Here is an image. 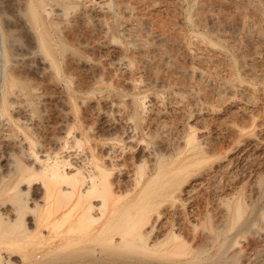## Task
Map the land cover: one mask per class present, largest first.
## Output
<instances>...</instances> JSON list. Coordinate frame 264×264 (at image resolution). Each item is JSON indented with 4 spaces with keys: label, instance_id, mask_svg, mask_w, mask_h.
<instances>
[{
    "label": "rangeland",
    "instance_id": "obj_1",
    "mask_svg": "<svg viewBox=\"0 0 264 264\" xmlns=\"http://www.w3.org/2000/svg\"><path fill=\"white\" fill-rule=\"evenodd\" d=\"M86 1L89 3L96 0H0V100L6 77H13L18 86L28 91L32 81L40 79L33 75L32 70L37 66L38 60L44 52H48L55 66L53 71L55 90L59 89L58 92L64 96L65 104L71 114L73 128L84 137V142L89 143L103 136L98 123L94 119H89L91 121L89 124L88 118L92 116L93 109L99 111L106 110L107 107L109 109L110 106H107L102 100L106 98L107 103L111 100L115 103L114 105L111 102L112 110H106L110 116L121 118L118 113L124 110V113H121L124 114V117L132 114L136 117V129L140 134H138L140 136L138 140L144 141V143L143 141L137 142L136 144L141 146L133 145L131 148L133 150L127 151V154L124 153L126 156L123 155L117 161H123V158L128 155L124 160L126 166H129V162L133 165L137 157H144L145 160L142 143H149V145L151 143L152 145L156 144L153 149L155 147L156 151H154L163 156L164 161L172 159L170 166H173L175 164L173 157L179 154L183 148L186 132L194 130L193 137L196 142L199 141V144L201 142L200 152L193 154L190 150L184 151L188 158L194 159L195 162L188 164L177 173L173 177V182L166 181L164 186L158 189L161 181H154L155 191L149 193L148 196L139 198L130 193L121 196L118 200L123 203L122 205L130 203L129 206L133 202L130 207L134 206L135 214L138 213L137 207L139 205L143 207L145 204L147 213L144 212L149 214L145 218H151L161 211L158 213L159 217L155 220L153 227L145 235L147 244H151L154 239L159 242L154 248L151 247L155 252L137 246L135 241L129 243L117 241L118 231H121L122 227H126L128 223L134 222V220L131 222L130 219V221H123V225H120L121 222L110 223L103 229L98 240H95L94 250L86 255L87 257L82 256L89 258L90 261L95 260L91 263L82 257L60 256L62 259L57 258V256H52L55 252L44 254L40 260L37 258V263L32 261L28 257H32L33 249L40 246L46 248L53 244V237L49 240L46 228L43 230L41 227L43 236L33 233L23 243L14 246L13 257L23 256V261L16 257L13 264H24V261H26L25 264H28L29 260L34 262L33 264H57V262L58 264H81L84 259L87 261L84 262L88 264H95V262L96 264H106V259L109 256H111L108 259L109 264H120L123 261L125 264H134L135 262L141 264L142 261V264H149V262L150 264H163L164 262V264H220V262L221 264H264V0H100L102 5L97 13L90 11L89 6L84 3ZM30 10L33 11V18L30 15ZM127 12L134 13V15L131 13V15H126ZM58 13L62 15L64 13L66 16H61ZM81 16L82 18L85 16L84 21L80 19ZM142 17L147 20L143 21ZM94 21L97 23L100 21L101 24H98L103 27L99 28V25ZM125 21L127 25L134 23L136 27L129 25L128 29L124 30L122 26L126 25ZM103 23L107 24L103 25ZM98 28L102 29L101 32ZM131 29L132 31L135 29L136 32L131 33L132 31H129ZM103 32L106 35H103ZM122 32H128L131 36ZM99 35H103L107 41L105 42ZM112 49L119 55L121 53L120 56L130 63L129 70L118 71L111 67L109 59L106 61L109 54L105 52L110 53ZM36 51L38 52L36 53ZM140 57L141 59L138 60ZM69 60L73 64L68 63ZM82 61H86L85 67ZM91 65L94 66V69H91ZM95 65H99V71ZM106 67L109 72L114 70V73H109ZM80 68L82 71L79 72ZM110 68L114 69L110 70ZM23 70L25 71L22 72ZM26 70H29L30 74L27 79ZM133 70L134 73H131ZM120 71L122 74L124 73L123 75L126 73L129 75L123 76ZM135 71H138L137 75ZM87 72H91L89 76ZM92 72L95 74L102 72L99 74L100 78L103 76L105 80L98 79L99 75L93 80L90 77ZM131 74L133 77H140L138 82L140 86L137 84L130 87L128 84H121L123 78L131 76ZM35 76L37 78L32 79ZM120 77H123L122 80ZM142 77L147 83L142 81ZM82 80H84L83 83ZM75 84L80 87L76 89ZM83 84L85 86H82ZM141 84L145 87L142 88ZM137 86L142 89L135 88ZM57 87L59 88L56 89ZM146 92L148 97H146L147 95L145 97L148 101H152H146L147 106L151 105L145 108L146 111L143 112V115L146 116L144 117L141 113H134L137 110L132 99L136 95ZM151 92L155 95L151 96L149 94ZM160 92L164 97L159 94ZM166 94L171 98L167 99ZM152 97L160 101L156 102L157 100L155 101ZM115 100L119 102V106L123 104V108L117 106L118 110L116 111L114 109L117 104ZM126 100L131 106H127ZM175 100L177 102L174 104ZM153 103L156 106L152 105ZM99 104L103 105V109ZM157 104L163 107L159 108ZM32 107L35 113L39 114L37 105L32 103ZM82 107L83 109H81ZM172 108L177 109L172 110ZM159 109L160 111H158ZM147 111L149 115L145 113ZM85 112L90 115L88 113L86 115ZM10 116L14 118L13 115L10 114ZM124 117L122 115V118ZM9 124L13 125L10 118ZM146 124L151 125L147 126ZM189 127H193V129H188ZM146 129L147 131L144 132ZM97 130L98 134L94 132ZM169 136L172 137L171 141ZM199 158L206 160L198 161ZM1 161L0 157V163ZM131 165L128 168L125 166L126 169L130 170ZM144 166L139 169L143 170ZM115 174L116 172L113 171L110 176L114 177ZM125 182L127 181L122 183ZM126 184L129 185V183ZM128 185L126 186L128 187ZM122 186L114 185L116 189H122L125 185ZM171 188L175 192L176 198L171 199V196H168L167 192ZM27 192L25 197L29 204L30 193ZM127 205L123 208L125 209ZM236 205L240 206L238 208L240 213L237 212L239 214L235 213ZM128 209L126 208V210ZM143 210L140 211L143 212ZM164 214H167V217ZM140 217L139 222L141 221ZM162 221L163 223H161ZM171 229L176 234L174 241L169 237ZM110 235L112 241L118 242L117 246L101 247V243L104 245L109 243L104 238ZM161 241H164V245ZM170 252L169 255L165 254ZM187 253L190 256H186ZM201 253L203 255H200ZM47 254L49 255L47 256ZM99 256L103 261L100 258L99 261ZM140 258L142 259L140 260ZM52 259H54L53 261L58 259V261L52 263ZM63 259L66 261L64 262Z\"/></svg>",
    "mask_w": 264,
    "mask_h": 264
},
{
    "label": "bare ground",
    "instance_id": "obj_2",
    "mask_svg": "<svg viewBox=\"0 0 264 264\" xmlns=\"http://www.w3.org/2000/svg\"><path fill=\"white\" fill-rule=\"evenodd\" d=\"M84 3H86V5L89 6L90 11H93V13H97V11L100 8V5H102L100 0L99 1H97V0L96 1H90L89 3L86 1ZM49 10H50V8H49ZM56 11L61 13L60 10L56 9ZM50 12H51V10H50ZM80 12H82V11H80ZM128 12L126 15L131 13V12L130 13H128ZM47 13H49V12H47ZM60 13H58V14L61 16L64 15V13H63V15ZM32 14H33V11L30 10V15L33 18ZM100 14H101V12H100ZM131 14L134 15V13H131ZM80 15H83V14L80 13ZM65 16L66 15H64V17ZM84 17L85 16H83V18H82V16H81L80 19L84 21L85 20ZM142 19H143V17H142ZM145 19H143V21ZM66 20H68V19H66ZM132 20H130V21H132ZM137 21H139V20H137ZM68 22H69V20H68ZM94 22L97 23V21H94ZM98 23L101 24L100 21H98ZM125 23H126V21H125ZM97 24H95V25L97 26ZM106 24L107 23H103V25H106ZM129 25H130V23H129ZM129 25H127V23H126V25H124L122 27L124 28V30L125 29L127 30L128 29L127 26H129ZM131 25L134 28L136 27V26H134V23L133 24L131 23ZM131 25H130V27H131ZM61 27H63V26H61ZM98 27L100 28L103 26L99 25ZM105 28H104V30H105ZM132 29L129 31H132ZM101 30H100V32H101ZM133 31L131 33H133ZM107 32H109V31L107 30ZM134 32H136V31H134ZM122 33H126V32H122ZM103 35H106V34H104V32H103ZM103 35H99L100 38H102ZM127 36H131V35H129V33H128ZM103 39H104V37H103ZM104 41H105V39H104ZM111 41H114V40H111ZM105 42H103V43H105ZM141 44H143V43H141ZM141 44H139V45H141ZM100 48H101V46H100ZM103 48H105V47H103ZM111 48L112 47L110 46V49ZM43 49L45 50V48H43ZM135 51H136V49H135ZM37 52L38 51H36V53ZM101 52H102V50H101ZM105 53L109 54V57L107 58V60L106 59L105 60L108 61V59H109L108 62L110 63L111 67L118 69V71L121 70L122 72L130 69V67H131L130 63L127 60L123 59L122 56H120V55H122L121 53L119 55V53L113 49H112V51H110V53L108 51ZM130 53H131V51H130ZM134 54H136V52ZM132 57H134V56H132ZM96 58H99V56H96ZM134 58H136V57H134ZM139 59H141V57L138 58V60ZM74 60H75V62L77 61L76 58ZM88 62L92 64V62H90V61H88ZM142 62H143V60H142ZM68 63H72V62H70V60H69ZM82 63L84 64V63H86V61H82ZM69 65H71V64H69ZM134 65H136V64H134ZM98 66H96V67H98ZM54 67L55 66L53 64L52 57L50 56V54L48 52H44V54L42 55L40 60H38L37 66L32 70L33 75H36L40 79L36 80V81H32L28 91L22 89L21 86H18L16 81L13 79V77H6L4 79V89H3L2 97L0 100V157L2 160L0 163V264H13V261L15 260L16 257L22 259V261H23V256L19 257L16 255V257H13L14 246H17L18 244L23 243L25 241V239L30 237L33 233L40 235V236H43L44 234L41 231H42V229L44 230L45 228H46L45 231H46L47 235L49 236V240L52 239V237H53V240H52L53 244H51L50 246H47L46 248H42L40 246V247L33 249V251L31 252L32 257H28L32 261L36 262L38 259L40 260L41 259L40 257L43 256L44 254L53 253V252H55L56 255H55V253H53L54 255H52V256H55V257L57 256V258H59L60 256H64V257L69 256V258H70V257H82V256L89 255L95 248V246H94V244L96 243L95 240H98L97 238L99 237L101 232L103 233L104 228L108 227V225L110 223L118 224L121 222L120 225H123V223H122L123 221H125V220L130 221V219L132 220L131 222H133V220H134V222L130 223V224L128 223V225L126 227L125 226L122 227L123 228V229H121L122 232L118 231L119 233L120 232L121 233L120 234L118 233L117 241H123L124 243H129L130 241H135L137 243V246H140L143 249L148 248V250H150V251L153 250L154 246L159 244V242L157 241V239H154L153 242L150 241V242H152L151 244H147L146 243L147 239H146L145 235L153 227L155 220L157 219V217H159L158 213H160L161 211L154 214V216H152L151 218L150 217L145 218L149 215V214H146L147 210L145 209V207H146L145 204L144 205L142 204L143 207L141 205H139V207H137L138 213L135 214L133 212V211H136L134 206H133L134 210H132L133 208L130 207L133 205V202L129 206L130 203H128V205L127 204L122 205L123 203L118 201V200H120L119 198L121 196L123 197V195L126 196L130 193H133L136 197H139V198H143V197L148 196L149 193L155 191L154 185H153L154 181H158V182L161 181L158 189L162 188L164 186V184L166 183V181L173 182V179H174L173 177L177 173L182 171L183 168L186 167L188 164L195 162L194 159H192V158L189 159L184 151L190 150L193 152V154L194 153L198 154L200 152L199 151V149H200L199 145L201 144V142L199 144V141L196 142L195 138L193 137V135H195L194 134L195 130L192 131L193 133L189 130H188L189 132H186L187 135L184 138L183 148L179 151V154H177L173 157V160L175 161V164L173 166H170V162L172 160L171 158H169V160L166 162V161H164L163 156H161L160 154L155 152L156 150H155V147L153 149V146H155L156 144L152 145L150 143V145H149L148 142H146L148 144H143L144 141L141 139V141H143L142 147H143L144 154H145L144 156H146L145 158L147 159V162H145L146 159L144 160V157H140V154H139L140 158H138L136 156L137 160H136V162H134L133 165H131V163L129 162V166L131 165L132 167L130 168V170H127L126 167L128 168L129 166L128 165L126 166V163H125L126 161H124V160L129 155L127 157L123 158V161H117V160L120 157H123V155L126 156L127 151H129V150L132 151L133 149H131V148L133 147V145H138V144H136L137 142L141 143L140 139L138 140V137H140L139 136L140 134H139V131L136 129L137 128L136 117H134L133 114L124 117V114H121L124 110L122 109L123 104L121 106H119V102H117L119 99H116L117 101L115 100V102H117L118 105L116 104V107L115 108L113 107V108L117 111L118 110L117 106L122 107L121 109L123 111L121 113H118V114H120L121 118H119V117L115 118V117H113L114 115H112V114H111L112 116H110L109 113L106 112V110H109V109L112 110L111 106L113 104L111 102L114 103V101H112L110 99L111 101L107 103V101L105 100L106 98L105 99L100 98V99L104 100L103 102H105L106 105L110 106L111 108L109 107V109H108V107L103 103L107 107V109L101 110V111H99L98 109H93L91 111L92 116H90V118H88V120L94 119L95 122L98 123L99 128L101 127L103 136H100L96 140L89 142V143L87 141L84 142V137L81 136L80 132H78L77 130H75L73 128L72 118L70 117L71 114L69 112V109H67V105L65 104L66 101L64 100V96L58 92L59 87L56 88L58 90H55L56 86H55L54 79H53ZM70 67H69V69H70ZM72 67L75 69L74 66H72ZM77 67H78V65H77ZM84 67H85V64H84ZM91 67H92L91 69H94L93 68L94 66L91 65ZM96 67H95V69H96ZM141 67H143V66L141 65ZM107 68L108 67H106V69ZM114 68H112V69H114ZM99 69H100V67H98L97 70L99 71ZM112 69L110 68V70H112ZM82 70H84L83 67H82ZM82 70L80 68L79 72ZM97 70H95L96 73H98ZM24 71L25 70H23L22 72H24ZM28 71H27L28 76L26 75L27 76L26 79L30 76ZM65 71H67V70H65ZM101 71H103V70H101ZM112 71L113 72H111V71L109 72V70H108L109 73H114V70H112ZM138 71H140V70H138ZM138 71L137 72L135 71L136 75H137ZM104 72H106V71H104ZM122 72H121V75L124 74V73L122 74ZM75 73H77V72H75ZM87 73H89V72H87ZM90 73L88 74V76L90 75ZM131 73H134V70ZM20 74L22 75L21 70H20ZM99 74H102V72H99ZM99 74L93 73L90 77H92V79L94 80L95 77L97 78L98 77L97 75H99ZM15 75H17V74H15ZM70 75H72V74H70ZM78 75H79V73H78ZM119 75H120V73H119ZM126 75H129V73H126L123 76H126ZM132 75L133 74H131V76L124 77V78L120 77V79L123 78V80H126V81H123L121 79L122 80L121 84L122 83H124L123 85L128 84L130 87L136 86L140 80V77L138 76L139 77L138 78L135 75H134L135 77H133ZM36 76L33 77L32 79L37 78ZM100 76L101 75H99L98 79L103 80L104 79L103 76H102L103 79L100 78ZM117 78L118 77L116 76V79ZM85 79L87 80V78H84V80ZM84 80H82V83L84 82ZM142 81H145L144 78L142 79ZM142 81H141V83H142ZM74 82H75V79H74ZM78 82H80V81H78ZM90 82L91 81H89V83ZM64 83H65V81H64ZM146 83H145V86L147 87ZM74 86H76V84ZM77 86L75 87L76 89H78L80 87V85L78 87ZM82 86H85V84H83ZM139 86H137L135 88H138ZM145 86L142 85V88ZM228 87H229V85L227 86V88ZM128 88H127V90H128ZM139 88L142 89L141 87H139ZM125 90H126V88H125ZM230 90H232V89L230 88ZM151 93H149L151 96L155 95L154 93H152V94ZM166 93H167V91H166ZM159 94L161 95V92ZM97 95L99 96V94H97ZM100 95H102V94H100ZM145 96L148 97L147 92L145 94L144 93L138 94V96L136 95V97H134L132 99V102H133V104H135L136 110H137L136 112H134L135 114L141 113L143 115V112L146 111L145 108L151 105L150 104L147 106L146 101H148V100ZM163 97H164V95H163ZM166 97H167V99H168V97L171 98V96H169V95H167ZM176 99H178V98H176ZM97 100H99V99H97ZM156 100H157V98H156ZM158 100L156 102H158ZM163 100L165 101V99H163ZM126 101L127 102H125V103L127 104V106H129L130 104L128 105V100H126ZM151 101H148V102H151ZM83 102H85V101H83ZM175 102H177V100L173 101L174 104H175ZM32 103L37 105L39 114L35 113V111L32 107ZM154 103L152 105H154ZM165 103H169V102H165ZM79 104L82 105V103H79ZM114 105H115V103H114ZM89 106H92V104L91 105L89 104ZM99 106H102V109H103L102 104L101 105L99 104ZM154 106H156V105H154ZM160 106H162V105H160ZM160 106H159V108H161ZM168 106H169V104H168ZM172 107H174V106H172ZM169 108H171V107H169ZM81 109H83V107ZM174 109L172 108V110H174ZM88 110H89V108H88ZM127 110H126V112L129 111V110L128 111ZM150 110H152V109H150ZM162 110H163V108H162ZM155 111H157V110H155ZM158 111H160V109ZM87 113H86V115H87ZM145 113H148V111ZM151 113H154V112L151 111ZM10 114L13 115L14 118H11ZM81 114H82V111H81ZM118 114H117V116H119ZM122 115L124 118H122ZM148 115H149V113H148ZM143 116L145 117L146 115L144 114ZM9 118L12 120V123H13V125H11V126L9 124ZM89 124H91V121ZM89 124H87V125L89 126ZM84 125H85L84 127H86V124H84ZM91 128H93V126H91ZM145 128H143V129H145ZM150 129H151V127H150ZM188 129H193V127L192 128L189 127ZM101 130L99 129V131H101ZM146 131H147V129L144 132H146ZM94 132L96 134H98L97 133L98 130L94 131ZM88 134L90 135V132ZM99 134H100V132H99ZM181 134H183V133H181ZM147 135H148V133L146 134V136ZM96 136H95V138H96ZM162 138H164V137H162ZM171 138L172 137H170V141H171ZM167 139L168 138L166 137V140ZM85 140H86V138H85ZM149 140H150V138H149ZM160 140L162 141L163 139H160ZM177 140H179L178 137H177ZM164 143L165 142H163V144ZM170 144H171V142H170ZM168 145H169V142H168ZM172 145H174V144H172ZM159 146H161V145L159 144ZM159 146H156V147H159ZM174 148H175V146H174ZM165 151H166V149H165ZM167 151H168V149H167ZM159 152H161V151H159ZM124 153H126V154H124ZM172 153H173V151H172ZM129 160L131 161L130 157H129ZM196 160H198V159H196ZM204 160H206V159L201 158L198 161H204ZM143 165H145L144 166L145 168L143 170L139 169L140 167L142 168ZM113 171H114V173L116 172V174L114 177H111L110 175H111V173H113ZM165 178H167V179H165ZM162 180H164V181H162ZM123 181H127V182L122 183ZM126 183H129V185ZM121 184L122 185L124 184L125 186L128 185V187L124 186V188H122V189H116L114 187V185L116 187L117 186L121 187L122 186ZM113 188H115V189H113ZM27 191L30 193V203L29 204L27 203V200L25 197V195H26L25 193ZM174 193L175 192H173L172 188L170 190H168V192H167L168 196H171V199L176 198V196H174ZM185 193H186V191H185ZM175 195H177V194H175ZM124 203H127V202H124ZM125 205L130 207L129 209H131V208L132 209L129 210L127 206H126V208L128 210H126V208L124 209L123 206H125ZM172 207H173V205H172ZM239 207H237V205L234 207L235 213L239 212L238 211ZM140 208L142 210L145 209V210H143V212L145 211L146 213L144 212V214H142L143 212L140 211L141 210ZM129 211H132L133 212L132 214H134V215H132ZM168 211H169V209H168ZM125 212H126V214H125ZM170 213L172 214L174 212H170ZM239 213H237V214H239ZM145 214H146V216H145ZM168 214H169V212H168ZM140 216H142V217H140ZM164 216L167 217V214L166 215L164 214ZM139 217L141 218L140 222L138 221V220H140ZM161 223H163V221ZM172 225H174V224H172ZM156 226H157V224H156ZM41 227H42V229H41ZM166 230H168V229H166ZM171 230H172V232H170L169 237H171V239L173 240L175 238L176 234L173 233V231H174L173 229H171ZM216 232H217V228H216ZM218 233H219V230H218ZM160 234H161V232H160ZM165 234H166V232H165ZM165 234H163V235H165ZM215 235H217V233ZM126 237L127 238L130 237V238L127 239ZM216 237H215V239H216ZM218 237H219V235H218ZM104 239L107 240L109 243H106V245H104L103 243H101V245L99 244L101 247L102 246H107V247L117 246L118 242H115L114 240L112 241L111 235L105 237ZM216 241H217V239H216ZM99 245H96V246L99 247ZM163 245H164V243H163ZM151 247H153V248H151ZM180 249H181V247H180ZM196 249H198V248H196ZM158 250H159V248H158ZM184 251H182V252H184ZM153 252H155V251L153 250ZM202 253H204V252H202ZM202 253L200 255H203ZM119 254H121V253L119 252ZM165 254L169 255V254H171V252L165 253ZM48 255L49 254H47V256ZM108 255H109V253H108ZM206 255H208V254H206ZM97 256H98V254H97ZM129 256H130V254H129ZM186 256H190L189 253H187ZM213 256H216V255H213ZM55 257H53V258H55ZM86 257H82V258H86ZM91 257H93V256H91ZM110 257L111 256H109L108 259ZM181 257H183V256H181ZM199 257H198V259L201 260V258H199ZM60 258L62 259V257H60ZM99 258L101 259V256H99L98 259ZM104 258H105V256H104ZM48 259H50V258H48ZM66 259L65 260L63 259V261L65 262ZM86 259L89 260V258H86ZM86 259H84L85 262H87ZM100 259H99V261H100ZM108 259H106L107 263H108ZM116 259H118V258H116ZM141 259L142 258H140V260ZM185 259H187V258H185ZM31 260L28 261V264H30V262H31V264L34 263V262L32 263ZM43 260H44V258H43ZM53 260L54 259H52V263L55 261H58V259L55 261H53ZM106 260H105V263H106ZM140 260L138 259L139 262H140ZM247 260H248V257H247ZM75 261L77 262L78 260H75ZM84 261H82L81 264H83ZM91 261H95V260H91ZM91 261L89 260V263H91ZM151 261L153 262V260H151ZM25 262L26 261H24V264H25ZM44 262H46V261H44ZM72 262L74 263V261H72ZM85 262H84V264H88ZM130 262H132V261H130ZM182 262H184V261H182ZM59 263H60V261H59ZM110 263H112V262H110ZM117 263H120V262H117ZM123 263H124V261H123ZM123 263H120V264H123ZM135 263L137 264L138 262H135ZM142 263H143V261H142ZM155 263H156V261H155ZM216 263H219V262L216 261ZM57 264H58V262H57ZM95 264H96V262H95ZM98 264H100V263H98ZM149 264H150V262H149ZM220 264H221V262H220Z\"/></svg>",
    "mask_w": 264,
    "mask_h": 264
}]
</instances>
